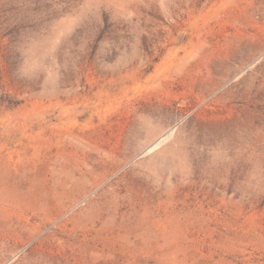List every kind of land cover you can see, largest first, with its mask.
<instances>
[{"label":"rangeland","instance_id":"obj_1","mask_svg":"<svg viewBox=\"0 0 264 264\" xmlns=\"http://www.w3.org/2000/svg\"><path fill=\"white\" fill-rule=\"evenodd\" d=\"M0 264H264V0H0Z\"/></svg>","mask_w":264,"mask_h":264}]
</instances>
